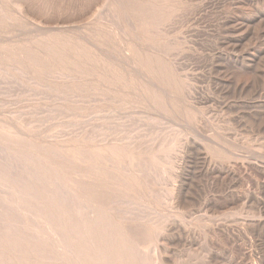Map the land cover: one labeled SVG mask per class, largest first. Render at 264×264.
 <instances>
[{
    "label": "rangeland",
    "instance_id": "374dc122",
    "mask_svg": "<svg viewBox=\"0 0 264 264\" xmlns=\"http://www.w3.org/2000/svg\"><path fill=\"white\" fill-rule=\"evenodd\" d=\"M0 7V160L12 159L0 161L1 209L38 155L60 181L81 171L110 187L97 206L130 233L139 264H264V0Z\"/></svg>",
    "mask_w": 264,
    "mask_h": 264
},
{
    "label": "bare ground",
    "instance_id": "6f19581e",
    "mask_svg": "<svg viewBox=\"0 0 264 264\" xmlns=\"http://www.w3.org/2000/svg\"><path fill=\"white\" fill-rule=\"evenodd\" d=\"M233 1V0H232ZM239 3V2H238ZM239 5V4H238ZM1 8V7H0ZM260 12V11H259ZM259 16V15H258ZM229 17V16H228ZM254 18V17H253ZM232 19V18H231ZM229 19V20H231ZM261 19V18H260ZM263 19V18H262ZM226 20V19H225ZM236 21V20H235ZM245 22V21H244ZM239 24V23H238ZM244 24V23H242ZM240 23V25H242ZM259 24L264 25V21H260ZM245 25V24H244ZM243 25V26H244ZM248 25V24H247ZM261 25V26H262ZM246 26V25H245ZM227 27V26H226ZM240 27V28H237ZM242 26H236V30L243 31ZM229 31V30H228ZM237 31V32H238ZM248 31V30H247ZM253 31V30H252ZM251 32V31H250ZM264 30L260 34L264 36ZM234 34V33H233ZM246 34V32H245ZM247 34H249L247 32ZM60 36V35H59ZM63 36V35H62ZM68 36V35H67ZM254 36V35H253ZM258 36V35H257ZM40 37V36H39ZM54 37V36H52ZM69 38V37H67ZM238 38V37H237ZM254 38V37H253ZM3 39V38H2ZM56 39V38H55ZM60 40V38H58ZM73 39V38H72ZM82 39V38H81ZM86 39V38H85ZM84 39V41H86ZM247 39V37H246ZM34 40V39H33ZM57 40V39H56ZM63 40V39H62ZM67 40V39H66ZM61 41V40H60ZM81 41V40H80ZM243 41V40H242ZM16 42V41H15ZM32 42V41H31ZM75 42V41H74ZM42 43V42H41ZM62 43V42H61ZM60 43V44H61ZM91 43V42H90ZM89 43V44H90ZM9 44V43H8ZM14 44V43H13ZM54 44V43H53ZM72 44V43H71ZM88 44V43H87ZM7 45V44H6ZM12 45V43H11ZM91 45V44H90ZM10 46V45H9ZM17 46V45H16ZM25 46V45H24ZM62 46V45H61ZM70 46V44H69ZM72 46V45H71ZM78 46V45H77ZM6 47V46H5ZM8 47V46H7ZM15 47V46H14ZM28 47V46H27ZM52 47V46H51ZM4 48V47H3ZM13 48V47H12ZM22 48H24L22 46ZM258 48V47H257ZM32 49V47H31ZM63 49V48H62ZM66 49V48H65ZM22 50V49H21ZM52 50V48H51ZM60 50V49H59ZM92 50V49H91ZM90 50V51H91ZM236 50V49H235ZM259 50V49H258ZM9 51V50H8ZM11 51V50H10ZM36 51V50H35ZM54 51V50H53ZM261 51V50H260ZM12 52V51H11ZM55 52V51H54ZM64 52V51H63ZM62 52V53H63ZM78 52V51H77ZM254 52V51H253ZM263 52V51H261ZM15 53V52H14ZM18 53V51H17ZM69 53V50H68ZM255 53V52H254ZM259 53V51H258ZM59 54V53H58ZM256 54V53H255ZM261 54V53H260ZM9 55V54H8ZM5 55V56H8ZM21 55V54H19ZM28 55V54H27ZM252 55V54H250ZM257 55V54H256ZM14 57V56H13ZM20 57V56H19ZM35 57V56H34ZM241 57V56H240ZM249 57V56H248ZM11 58V57H10ZM255 58V57H254ZM15 59V58H14ZM4 60V59H3ZM7 61V60H6ZM9 61V60H8ZM93 74V73H92ZM129 76V75H128ZM264 90V89H263ZM3 126H1L2 129ZM14 127V126H13ZM8 128V127H7ZM12 128V127H11ZM18 129V127H17ZM3 130V129H2ZM8 130H10L8 128ZM14 130V129H13ZM2 132V131H1ZM13 132V131H12ZM20 133V130H18ZM16 132L18 135L19 133ZM23 132V131H22ZM21 132V134H23ZM5 135V134H4ZM13 135V134H12ZM25 135V134H24ZM2 136V135H1ZM9 136V134H8ZM11 136V134H10ZM9 136V137H10ZM23 136V135H22ZM28 136V135H26ZM87 136V135H86ZM98 136V135H96ZM3 137V136H2ZM19 137V136H18ZM32 137V135H31ZM79 137V136H78ZM93 137V136H92ZM35 138V137H34ZM76 138V137H75ZM91 138V137H89ZM14 139V138H13ZM29 139V138H28ZM87 139V138H86ZM97 139V138H96ZM25 140V139H24ZM22 139V142L24 141ZM36 140V139H35ZM69 140V139H68ZM85 140V138H84ZM90 140V139H87ZM19 141V140H18ZM56 141V140H55ZM75 141V140H74ZM83 141V140H81ZM94 141V139H93ZM103 141V140H102ZM109 141V140H108ZM6 142V141H5ZM10 143V141H8ZM25 142V141H24ZM29 142V141H28ZM43 142V140H42ZM70 142V141H69ZM76 142H78L76 140ZM84 142V141H83ZM89 142V141H88ZM105 142V141H104ZM110 142V141H109ZM3 143V142H2ZM1 143V144H2ZM27 143V141H26ZM30 143V142H29ZM36 143V142H35ZM38 143V142H37ZM49 143V142H48ZM56 143V142H55ZM86 143V142H85ZM102 143V142H101ZM5 144V143H4ZM8 145V143H6ZM32 146V143H30ZM45 144V143H44ZM51 144V143H50ZM60 146V143H58ZM80 144V143H79ZM83 144V143H82ZM90 144V143H88ZM99 144V142L97 143ZM111 144V142H110ZM122 144V143H121ZM34 145V144H33ZM36 145V144H35ZM46 145L47 142H46ZM63 145V144H62ZM95 145V144H93ZM119 145V144H118ZM123 145V144H122ZM126 145V144H125ZM14 146V145H12ZM28 146V145H27ZM26 146V147H27ZM30 146V148H31ZM37 146H39L37 144ZM68 146V145H67ZM73 145H71L72 147ZM78 146V145H77ZM96 146V145H95ZM4 147V146H3ZM24 147V146H23ZM34 147V146H33ZM32 147V148H33ZM49 147V146H48ZM53 147V146H52ZM51 147V148H52ZM70 147V145H69ZM80 147V146H79ZM99 147V146H98ZM129 147V146H128ZM127 147V148H128ZM0 145V151H1ZM15 148V147H14ZM38 149V147H36ZM41 148V147H40ZM43 148V147H42ZM64 148V147H63ZM62 148V149H63ZM100 148V147H99ZM126 148V147H125ZM132 148V147H131ZM139 148V147H138ZM137 148V149H138ZM141 148V147H140ZM139 148V149H140ZM2 156H6L8 150L5 151ZM12 149V148H11ZM27 149V148H26ZM44 149V148H43ZM48 149V148H47ZM55 149V148H54ZM58 149V147H57ZM56 149V150H57ZM61 149V147H60ZM142 149V148H141ZM154 149V148H153ZM160 149V148H159ZM14 150V149H13ZM16 150V149H15ZM36 150V149H35ZM55 150V151H56ZM85 150V149H84ZM90 150V149H89ZM25 151V150H23ZM34 151V149H33ZM41 151V149H40ZM54 151V152H55ZM82 151V150H81ZM98 151V150H97ZM140 151V150H139ZM145 151V150H143ZM2 152V151H1ZM9 152V151H8ZM15 152V151H14ZM45 153L47 151H44ZM50 152V151H49ZM57 152V151H56ZM66 152V151H65ZM74 152V151H73ZM86 152V151H85ZM90 152V151H89ZM150 152V151H149ZM20 153V152H19ZM22 153V152H21ZM52 153V152H51ZM134 153V152H133ZM9 154V153H8ZM56 155V153H54ZM59 154V151L57 155ZM74 154V153H73ZM86 154V153H85ZM128 154V153H127ZM137 154V153H136ZM26 155V154H25ZM24 155V156H25ZM29 155V154H28ZM35 155V154H34ZM51 155L57 157V155ZM93 155V154H92ZM105 155V154H104ZM140 155V154H139ZM8 156V155H7ZM12 157L13 155L10 154ZM15 156V155H14ZM14 156L12 158H14ZM30 156V155H29ZM29 156H25L23 160L27 161ZM67 156V155H66ZM65 156V157H66ZM83 156V155H82ZM87 156V155H86ZM101 156V154H100ZM124 156V155H123ZM155 156V155H154ZM31 157V158H30ZM28 159H31L34 163L31 162L27 168L32 169V173L27 172V176H24L28 181H13L12 184L17 182V184L11 185L8 188L10 193L8 197L11 196V199H5L4 209H1L0 206V264H139L136 257L135 246L133 245L130 233L120 226V222H113L108 220L107 215L105 214L104 207L99 208L98 200L108 190L109 186H106L102 183V179L99 176H95L92 179L86 178L84 172H77L74 174L73 179H62L59 180L57 177V168L49 164L43 157L35 155L30 156ZM60 158V155L58 156ZM62 157V156H61ZM64 157V156H63ZM130 157V155H129ZM137 157V156H136ZM157 157V155H156ZM4 158L0 156V159ZM7 158V157H5ZM9 158V156H8ZM85 158V157H84ZM103 158V157H102ZM15 159L17 160L18 158ZM21 159V158H20ZM56 159V158H55ZM58 159V158H57ZM65 158L61 159L64 160ZM107 159V158H106ZM110 159V157H109ZM108 159V160H109ZM142 159V158H141ZM145 159V158H144ZM148 160V158H146ZM2 160V159H1ZM0 160V161H1ZM8 163V159H4ZM3 160V162H5ZM15 167L22 166L23 163H20L21 160H17ZM69 160V158H68ZM71 160L75 164L81 165L80 157H71ZM69 160V164L71 163ZM84 160V159H83ZM130 160V159H129ZM143 160V159H142ZM19 161V162H18ZM49 161V160H48ZM86 161V160H85ZM146 161V160H144ZM149 161L150 158H149ZM1 161V165L3 163ZM6 162V164H7ZM14 162V161H13ZM87 162V161H86ZM92 162V161H91ZM103 162V161H102ZM99 162V163H102ZM62 163V162H61ZM67 163V164H68ZM75 166V164H73ZM140 163V162H139ZM144 163V162H143ZM147 164L149 162H146ZM138 164V163H137ZM136 164V166H137ZM142 164V163H141ZM4 165V163H3ZM2 165V166H3ZM8 165V164H7ZM11 165V164H10ZM15 164L11 165V169H14ZM19 165V166H17ZM71 165V164H70ZM84 165V164H83ZM91 165V163H90ZM95 165V164H94ZM118 165V164H117ZM125 165V164H123ZM134 167L135 162H134ZM144 165V164H143ZM150 165V163H149ZM152 165V164H151ZM150 165V166H151ZM6 166V165H4ZM9 166V165H8ZM7 166V167H8ZM20 166V167H21ZM25 166V165H24ZM23 166V167H24ZM67 167V165H65ZM82 166V165H81ZM96 166V165H95ZM98 166V165H97ZM109 166V165H108ZM111 166V165H110ZM114 166V165H113ZM224 166V165H223ZM23 167L18 168L23 171ZM62 167V166H61ZM112 167V166H111ZM121 167V166H120ZM140 167V166H139ZM142 167V166H141ZM140 167V168H141ZM145 167V166H144ZM28 168V169H29ZM78 168V167H77ZM98 169L99 166L97 167ZM125 168V167H124ZM122 167V169H124ZM129 168V167H127ZM138 168V169H140ZM148 168V166H147ZM220 168V167H219ZM1 169V168H0ZM4 169V168H3ZM103 169V168H102ZM109 169V168H108ZM113 169V168H112ZM117 169V168H116ZM132 169V168H131ZM135 169V168H133ZM210 169V168H209ZM225 169V168H224ZM2 170V169H1ZM6 170V169H5ZM3 170V171H5ZM9 170V169H8ZM16 170V171H18ZM72 170V169H71ZM221 170V168H220ZM231 170V169H230ZM1 171V172H3ZM15 171V172H16ZM63 171V170H62ZM61 171V172H62ZM86 171V170H85ZM116 171V170H114ZM119 171V169L117 170ZM145 171V170H143ZM8 177H12L14 174L17 177V173L14 171H6ZM10 172L11 174L9 175ZM19 172V171H18ZM24 172V171H23ZM98 172V171H97ZM101 172V171H100ZM99 172V173H100ZM147 173V171H145ZM225 172V171H224ZM4 173V172H3ZM76 173V171H75ZM113 173V172H112ZM128 173V172H127ZM126 173V174H127ZM140 173H142L140 171ZM231 173V172H230ZM229 173V174H230ZM2 174V173H0ZM5 174V173H4ZM104 174V173H101ZM114 174V173H113ZM116 174V173H115ZM148 174V173H147ZM147 174H141L143 175ZM222 174V173H221ZM3 175V174H2ZM0 175V178L1 176ZM26 175V174H25ZM35 177H34V176ZM215 175V174H214ZM213 175V176H214ZM219 175V174H218ZM19 176V174H18ZM33 176V179L31 178ZM59 176V175H58ZM71 176V175H70ZM89 176V175H88ZM116 176V175H115ZM148 176V175H147ZM6 178V174L3 175ZM15 177V178H16ZM27 177V178H26ZM111 177V176H110ZM118 177V176H117ZM141 177V176H140ZM139 177V178H140ZM232 177V176H231ZM230 179L232 180V178ZM18 178V177H17ZM122 178V177H121ZM134 178V177H133ZM144 178V177H143ZM146 178V177H145ZM216 178V177H215ZM221 178V177H220ZM229 178V177H228ZM14 179V178H12ZM12 179H10L12 181ZM23 179V178H22ZM57 179V180H56ZM104 179V178H103ZM1 180V179H0ZM120 180V178H119ZM124 180V179H122ZM120 180V182H122ZM130 180V179H129ZM145 182L146 179H144ZM142 180V181H144ZM20 181V180H19ZM230 181V180H229ZM3 181H0L2 184ZM125 181H123L124 183ZM135 182V181H134ZM231 182V181H230ZM126 184V183H125ZM132 184V183H131ZM149 184V183H148ZM124 185V184H123ZM145 185V184H144ZM1 186V185H0ZM126 186V185H125ZM147 186V185H146ZM145 186V187H146ZM41 187V188H40ZM144 187V186H143ZM148 187V186H147ZM227 187V186H226ZM110 188V187H109ZM124 188V187H123ZM149 188V187H148ZM5 190V189H4ZM147 190V189H146ZM179 190V189H178ZM1 191V190H0ZM144 191V190H143ZM180 191V190H179ZM225 191V190H224ZM3 192V195L5 194ZM178 192V191H177ZM227 192V191H226ZM2 193V191L0 192ZM5 194V195H6ZM174 194V192H173ZM176 194V193H175ZM179 194V193H177ZM147 195V193H146ZM180 195V194H179ZM141 196V195H140ZM4 197V196H2ZM7 198V195H6ZM108 198V197H107ZM115 198V197H114ZM177 199L178 197L175 196ZM129 199V198H128ZM142 199V198H141ZM235 199V198H234ZM1 200V199H0ZM120 199H118L119 201ZM122 200V199H121ZM124 202L126 205L125 201ZM145 200V199H144ZM130 201V200H129ZM133 201V200H132ZM111 202V201H110ZM116 202V201H115ZM3 203V200L1 204ZM114 202H111V204ZM118 203V202H116ZM0 204V205H1ZM123 204V206H124ZM105 205V204H104ZM107 205V204H106ZM118 205V204H117ZM122 205V203H121ZM120 205V206H121ZM116 207V206H114ZM112 208V206H111ZM123 208V207H122ZM128 208V206H127ZM108 209V208H107ZM117 209V208H115ZM114 209V211H116ZM106 210V209H105ZM113 210V209H109ZM108 211V210H107ZM125 210H122L124 212ZM120 213L121 210L119 209ZM126 212V211H125ZM15 213V215H14ZM118 213V214H119ZM115 214V212L113 213ZM125 214V213H123ZM101 215L105 216L103 218ZM120 215V214H119ZM127 215V214H126ZM135 215V214H134ZM114 216V215H113ZM123 216V215H122ZM132 216V215H130ZM139 216V215H138ZM116 217V216H115ZM137 217V216H132ZM144 221V216H139ZM117 218V217H116ZM119 218V217H118ZM125 218V217H124ZM140 218V219H141ZM146 218V216H145ZM111 219V218H109ZM148 218H146L147 220ZM31 220V221H29ZM123 220V219H122ZM126 220V219H125ZM128 220H130L128 218ZM134 220H139L134 218ZM133 221V220H131ZM130 221V224H131ZM142 221V220H139ZM36 223L38 225L32 224ZM145 222V221H144ZM128 223V222H127ZM126 223V224H127ZM140 223V222H137ZM129 224V223H128ZM144 226V225H143ZM40 227V228H39ZM133 227V226H132ZM148 227V226H147ZM130 230L131 227H127ZM133 232V231H132ZM149 235V234H148ZM153 235V234H152ZM136 235L134 234V237ZM138 236V235H137ZM143 238V237H142ZM138 240V239H137ZM136 241V240H135ZM136 243V242H135ZM139 243V242H138ZM146 244V243H145ZM146 246V245H145ZM142 247V246H141ZM161 248V247H160ZM137 251V250H136ZM158 253V252H157ZM158 255V254H157ZM246 255V254H245ZM249 255V254H248ZM247 255V256H248ZM250 258V256H249ZM252 262V261H251ZM142 263V261H141ZM145 264V263H143ZM254 264V263H253Z\"/></svg>",
    "mask_w": 264,
    "mask_h": 264
}]
</instances>
